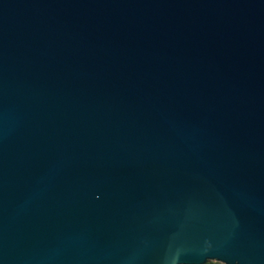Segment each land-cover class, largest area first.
Returning <instances> with one entry per match:
<instances>
[{
	"label": "water",
	"instance_id": "1",
	"mask_svg": "<svg viewBox=\"0 0 264 264\" xmlns=\"http://www.w3.org/2000/svg\"><path fill=\"white\" fill-rule=\"evenodd\" d=\"M264 264V0H0V264Z\"/></svg>",
	"mask_w": 264,
	"mask_h": 264
},
{
	"label": "trees",
	"instance_id": "2",
	"mask_svg": "<svg viewBox=\"0 0 264 264\" xmlns=\"http://www.w3.org/2000/svg\"><path fill=\"white\" fill-rule=\"evenodd\" d=\"M206 264H220V263H217V262H207Z\"/></svg>",
	"mask_w": 264,
	"mask_h": 264
}]
</instances>
